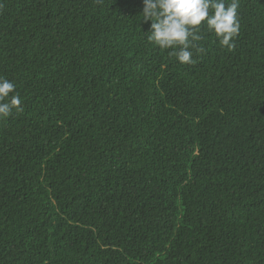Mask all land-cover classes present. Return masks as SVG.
<instances>
[{"label":"trees","instance_id":"1","mask_svg":"<svg viewBox=\"0 0 264 264\" xmlns=\"http://www.w3.org/2000/svg\"><path fill=\"white\" fill-rule=\"evenodd\" d=\"M143 6L0 0V264H264V0L183 65Z\"/></svg>","mask_w":264,"mask_h":264},{"label":"clouds","instance_id":"2","mask_svg":"<svg viewBox=\"0 0 264 264\" xmlns=\"http://www.w3.org/2000/svg\"><path fill=\"white\" fill-rule=\"evenodd\" d=\"M240 0H143L142 18L151 21L147 40L162 50H171L180 64H191L192 51L203 52L195 42L202 39L206 27L219 45L229 51L235 48L240 23L237 14ZM21 98L15 85L0 76V119L20 110Z\"/></svg>","mask_w":264,"mask_h":264}]
</instances>
